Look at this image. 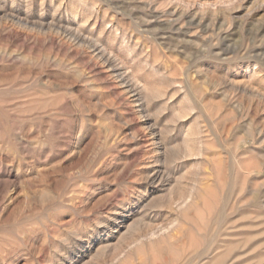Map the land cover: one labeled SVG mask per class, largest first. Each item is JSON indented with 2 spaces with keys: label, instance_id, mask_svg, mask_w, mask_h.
Wrapping results in <instances>:
<instances>
[{
  "label": "rangeland",
  "instance_id": "1",
  "mask_svg": "<svg viewBox=\"0 0 264 264\" xmlns=\"http://www.w3.org/2000/svg\"><path fill=\"white\" fill-rule=\"evenodd\" d=\"M0 264H264V0H0Z\"/></svg>",
  "mask_w": 264,
  "mask_h": 264
},
{
  "label": "bare ground",
  "instance_id": "2",
  "mask_svg": "<svg viewBox=\"0 0 264 264\" xmlns=\"http://www.w3.org/2000/svg\"><path fill=\"white\" fill-rule=\"evenodd\" d=\"M122 77V76H121ZM123 79V78H122Z\"/></svg>",
  "mask_w": 264,
  "mask_h": 264
}]
</instances>
